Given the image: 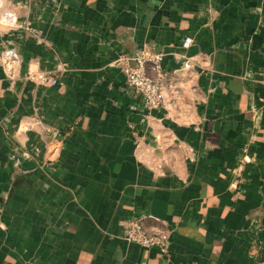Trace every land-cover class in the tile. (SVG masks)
Returning a JSON list of instances; mask_svg holds the SVG:
<instances>
[{"label":"crops","instance_id":"obj_1","mask_svg":"<svg viewBox=\"0 0 264 264\" xmlns=\"http://www.w3.org/2000/svg\"><path fill=\"white\" fill-rule=\"evenodd\" d=\"M0 6L22 23L0 24L22 57L0 62V264H264V0ZM145 50L148 114L116 61ZM140 215L165 253L122 239Z\"/></svg>","mask_w":264,"mask_h":264},{"label":"built area","instance_id":"obj_2","mask_svg":"<svg viewBox=\"0 0 264 264\" xmlns=\"http://www.w3.org/2000/svg\"><path fill=\"white\" fill-rule=\"evenodd\" d=\"M0 24L19 27L22 23H19L15 13L1 9L0 6ZM163 57V52L145 50L134 56L121 55L116 59L123 74V85L136 94L140 108L147 114L166 102L163 92V87L166 85V72L162 69ZM21 60L22 57L15 47L7 46L3 49L0 62L7 76L13 77L14 66ZM180 66V69H191L194 65L191 60L185 58ZM148 71L153 72L154 75ZM25 79L40 84H56V79L43 70L29 71ZM122 239L141 247L155 248L162 253L167 251L169 243L168 233L161 229L148 230L143 223L142 215L131 217L123 223Z\"/></svg>","mask_w":264,"mask_h":264}]
</instances>
